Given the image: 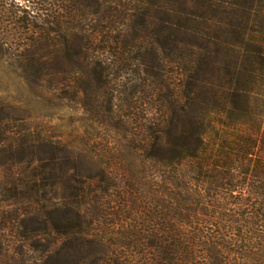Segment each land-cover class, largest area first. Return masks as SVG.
I'll list each match as a JSON object with an SVG mask.
<instances>
[{
    "label": "trees",
    "instance_id": "16d2710c",
    "mask_svg": "<svg viewBox=\"0 0 264 264\" xmlns=\"http://www.w3.org/2000/svg\"><path fill=\"white\" fill-rule=\"evenodd\" d=\"M69 68L91 114L148 85L162 118L80 154L0 114V152L31 141L34 165L0 181V228L43 218L102 264H264V0H0V75L65 90Z\"/></svg>",
    "mask_w": 264,
    "mask_h": 264
},
{
    "label": "rangeland",
    "instance_id": "374dc122",
    "mask_svg": "<svg viewBox=\"0 0 264 264\" xmlns=\"http://www.w3.org/2000/svg\"><path fill=\"white\" fill-rule=\"evenodd\" d=\"M116 25L121 24L117 22ZM174 69L170 67L171 89L179 81ZM65 78L68 85L65 90H59L34 84L27 86L20 78L11 80L0 75L1 117L18 119L17 124H23L32 131L44 127L51 138L61 142V147L68 144L73 153L80 154L90 153L91 150L102 151L104 145L113 147L115 141L129 140L136 135L141 137L146 134L144 127L147 118L156 116L159 121L162 118V100L165 99V92H168L167 88L162 90L161 95L158 91L153 93L148 85L138 88L133 95L128 93V87L124 90L119 85H113L108 92L99 90L95 106L91 109L98 114L95 119V113L91 114L89 110L91 106L87 97L82 92L78 94L74 87L70 68ZM111 98H117L114 107L123 116L120 122L115 115L110 116L108 107ZM260 105L264 108L263 101H260ZM155 134L164 136L162 130H156ZM16 146L0 152L2 182L8 175L18 176L22 170L29 171L34 166L28 167L33 155L31 141L24 146ZM62 223L68 224V221L63 220ZM15 224L14 230L0 228V240L4 243V247L0 248V264H102V261H98L103 252L98 246L69 240L63 234L43 235L40 228L49 226L43 218H26L24 221L20 218ZM107 264L113 262L109 259Z\"/></svg>",
    "mask_w": 264,
    "mask_h": 264
}]
</instances>
